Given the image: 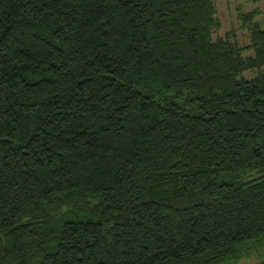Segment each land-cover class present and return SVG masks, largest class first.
Listing matches in <instances>:
<instances>
[{
  "label": "trees",
  "instance_id": "trees-1",
  "mask_svg": "<svg viewBox=\"0 0 264 264\" xmlns=\"http://www.w3.org/2000/svg\"><path fill=\"white\" fill-rule=\"evenodd\" d=\"M255 15L241 43L217 0H0V264L263 250Z\"/></svg>",
  "mask_w": 264,
  "mask_h": 264
},
{
  "label": "rangeland",
  "instance_id": "rangeland-1",
  "mask_svg": "<svg viewBox=\"0 0 264 264\" xmlns=\"http://www.w3.org/2000/svg\"><path fill=\"white\" fill-rule=\"evenodd\" d=\"M217 9L222 23L219 34L224 35L227 31H233L241 43L250 41V32L239 16L241 13L255 11L256 15L254 18L264 26V0H217ZM263 174L264 169L254 170L247 173L249 177L244 178H253ZM259 259H264V249L253 253L249 258H243L240 263L255 262Z\"/></svg>",
  "mask_w": 264,
  "mask_h": 264
}]
</instances>
